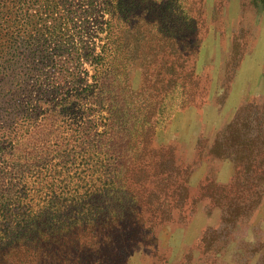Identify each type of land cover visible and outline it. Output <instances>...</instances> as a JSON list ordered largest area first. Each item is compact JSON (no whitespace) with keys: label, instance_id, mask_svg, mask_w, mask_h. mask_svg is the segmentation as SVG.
<instances>
[{"label":"rangeland","instance_id":"1","mask_svg":"<svg viewBox=\"0 0 264 264\" xmlns=\"http://www.w3.org/2000/svg\"><path fill=\"white\" fill-rule=\"evenodd\" d=\"M127 2L128 19L116 13L112 22L120 50L116 66L130 44L123 79L137 120L128 152L142 153L145 139L152 159L128 184L109 190L118 187L117 207L135 234L123 238V232L120 245L91 254L88 241L95 237L83 228L53 227L59 222L51 210L59 206L52 200L64 198L55 188L53 196L52 181L37 184L26 174L33 233L10 234L0 264H264V0ZM144 113L151 132L140 129ZM5 197L2 242L10 225L18 227L28 214L22 207L20 217L18 209L13 215L12 205L22 203ZM62 206L68 212L63 219L78 217L68 202ZM44 210L50 213L42 217Z\"/></svg>","mask_w":264,"mask_h":264},{"label":"trees","instance_id":"2","mask_svg":"<svg viewBox=\"0 0 264 264\" xmlns=\"http://www.w3.org/2000/svg\"><path fill=\"white\" fill-rule=\"evenodd\" d=\"M127 1L0 0V198L22 203L12 205L13 215L18 209L20 217L22 207L23 214L28 213L18 227L10 225L7 240H0V251L12 244L10 234L33 233L28 222L33 223L35 212L25 209L27 189L32 191L26 174L35 177L37 184L52 181L53 196L55 188L69 203L70 214L78 215L67 218L71 221L63 219L68 212L62 205L67 202L52 200L51 192L48 202L59 206L51 210L52 219L59 222L53 227L65 222L67 231L83 228L95 237L88 241V247L94 248L91 254L99 256L101 249L107 252L120 245L123 232V238L135 234L136 228L117 207L118 187L109 190L128 184L131 175L152 159L146 158L149 142L145 139L139 143L142 153L128 152L137 120L132 118L135 107L123 79L130 44L123 46V62L116 66L120 50L112 22L116 13L128 19ZM96 8H101L100 15ZM141 42L140 49L146 41ZM85 62L89 69H83ZM152 128L144 113L140 129L151 132ZM62 171L66 178L59 180ZM54 179L61 191L53 186ZM33 195L36 198L37 193ZM46 210L42 217L50 213Z\"/></svg>","mask_w":264,"mask_h":264}]
</instances>
